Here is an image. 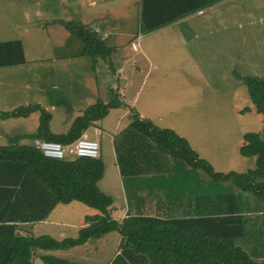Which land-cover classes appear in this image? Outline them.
<instances>
[{
    "label": "rangeland",
    "instance_id": "374dc122",
    "mask_svg": "<svg viewBox=\"0 0 264 264\" xmlns=\"http://www.w3.org/2000/svg\"><path fill=\"white\" fill-rule=\"evenodd\" d=\"M260 13L264 21V11ZM230 14L231 12H226L224 18L232 21ZM34 18L38 19L33 16ZM236 19L244 24L245 14L236 15ZM94 22H91V28H94ZM29 30L31 33L28 37L33 42L26 45L27 63L4 68L13 71L10 76L5 74L7 70L0 69V89L4 91L3 94L6 93L0 101V114L11 113L17 107L37 103L51 113V124L55 130H60L72 116L69 112L74 108L70 106L76 97L89 98L97 90L102 92L106 87L110 101L117 97L122 105L112 108L104 119L103 125H111L110 130L116 131L112 143L109 139L111 133L106 134L105 127L95 123L88 131L89 138L95 137L98 140L99 154H103L105 162L98 188L112 196L117 201L116 205L120 204L121 208H125L124 196L129 193V183L126 181L128 178L112 163L116 162L118 167H124L125 170L128 166L129 174L126 176H130L143 155L141 153H144L141 157L144 160L149 161L148 155L156 158L159 156L158 160L180 163L181 170L177 166L175 172L166 173L163 171V162L160 161L155 163L156 170L153 172L135 171V175L145 177L141 180L149 181V175H155L153 180H156L163 193L175 191L181 194L183 201L191 193L200 197L197 190L203 191L207 186L208 196L214 198L216 205L220 207L227 203L228 208L225 211L229 210L232 204L231 195L236 190L228 192L226 185H229L221 182L218 183L219 190L215 191L213 183L208 182L209 177L207 178L205 173L195 172L188 179L189 169L186 165L183 169L181 161L173 160L162 153L157 154L152 142L130 130V114L136 112L156 127L171 129L184 137L198 156L208 161L215 171L245 172L255 168L256 158L241 156L239 147L246 133L262 135L264 116L253 110L241 112L243 107L253 106L250 103L248 88L239 77L264 78L263 23L250 33L244 32L245 29L238 32L231 30L222 33L223 41L203 42L185 47L179 45L175 37L165 33L167 31L141 39L144 33L140 32L136 20L135 33L138 37L134 40L139 41L141 47L135 48L131 44L118 53L116 51L110 54L106 59L100 56L77 58L74 55L79 49L71 47L72 44H68V40L51 39L50 41L58 43L53 47L46 45V32L42 27L32 26ZM63 36L78 41L81 47L82 44L76 37L67 33ZM60 46L62 49H59ZM72 52L75 54L72 55ZM82 52L83 47L79 53ZM193 56L202 58L197 60V65L190 62ZM67 84L71 86L70 90L63 88ZM91 101L90 99L88 102L92 103ZM126 110L128 112L124 114ZM39 116L40 110L24 116H0V144H7L9 138L20 134L34 133ZM154 157L152 162L150 161L152 165ZM188 180L191 183V191L195 188L194 192L177 185L181 181L189 183ZM135 181L133 178L132 182ZM195 181L197 183L193 188ZM240 196L239 201L245 211H255L253 207H258L262 210L258 214L264 213V201L250 202L247 198L255 199L248 192H240ZM162 197L169 198L167 195ZM194 202L190 210L198 211V200L195 198ZM76 204L91 212L96 211L80 202L76 201ZM59 219L68 222L67 225L70 223L72 227L41 225L37 226L32 235L44 234L60 240L73 237L75 232H78L73 231L78 228L76 223L80 224L75 214L72 217L71 214L64 213ZM117 235V232H111L100 239H91L89 247L75 246L48 251L46 254L66 258L78 264H109L114 257L113 249L119 240ZM32 261L33 264H43L35 257Z\"/></svg>",
    "mask_w": 264,
    "mask_h": 264
},
{
    "label": "trees",
    "instance_id": "16d2710c",
    "mask_svg": "<svg viewBox=\"0 0 264 264\" xmlns=\"http://www.w3.org/2000/svg\"><path fill=\"white\" fill-rule=\"evenodd\" d=\"M210 1L197 0L194 6L181 14ZM176 16L150 21L144 18L141 11L140 30L147 33ZM59 23L81 41L82 55L106 58L111 54L112 49L93 29L74 20H60ZM24 62L20 41L0 42V67ZM239 78L246 84L253 106H245L241 112L253 110L264 116V78ZM120 105L122 102L117 97L107 103L98 99L72 121L65 133L52 132L51 113L37 103L0 114L3 117L24 116L40 110L34 133L17 135L9 138L8 144L0 145V264H33L32 259L37 250L52 251L80 246L89 239H98L111 232L121 235V241L119 252L109 264H264V259L252 256V249L260 245L261 237L248 239L246 222L254 217L248 213L251 210L245 211L239 201L240 192L251 193L254 202L264 201V128L262 135L246 133L239 147L241 156L256 158L255 168L245 172L222 173L200 158L188 141L175 131L158 128L136 112L130 114V130L152 142L159 154L181 161L183 169L185 165L188 167L189 177L195 172L205 173L214 188L222 182L229 185H226L228 192L236 191L232 195L228 194L232 197L228 211H225L227 203L216 207L214 198L207 193L206 197L200 195L208 207L198 215L190 212L173 217L163 210H158L155 215L137 211L129 212L120 221L110 213L112 197L102 192L97 185L105 168L100 154L94 158L68 156L55 159L45 157L32 144L35 138L72 143L103 119L109 109ZM120 169L124 174V167ZM196 183L193 182V185ZM71 201L96 210L95 214L85 217L88 224L81 227L75 236L57 240L49 235L20 233L19 224L41 221L56 204ZM246 203L250 204L249 201ZM41 261L43 264H78L51 254L42 255Z\"/></svg>",
    "mask_w": 264,
    "mask_h": 264
},
{
    "label": "crops",
    "instance_id": "0c3cea01",
    "mask_svg": "<svg viewBox=\"0 0 264 264\" xmlns=\"http://www.w3.org/2000/svg\"><path fill=\"white\" fill-rule=\"evenodd\" d=\"M198 1L200 2L202 0ZM196 3L197 0H0V17H3L0 18V42L9 40L20 41L25 57L24 63H27L26 45L27 43L33 42L28 37V35L31 33L29 28L32 26L42 27V30L46 32V45H51L54 47V45L58 43H54L50 40H59L63 38L65 40H68V44H72L71 47L75 46L77 49H79L76 54L72 52V55L75 54L74 56L77 58H80V56H86L79 53V51L83 47L82 43L80 47L78 41H75L71 37L67 36V38H65L63 36L64 33H67L70 36L72 35L59 23L60 20H74L81 23L86 28H91V22L95 21V26L91 29H93L98 35H100L104 43L112 49L111 54L115 53L116 51L118 53V51L125 49L127 46H131V44L132 47L135 48L141 47V45H139L140 42L138 41V43L134 40L136 37H138L135 33V22L136 20H138V27L140 29L139 22L141 11L142 15L144 14V18L149 19L150 21H155L156 19H159L158 21H161L166 17L178 15L175 19L162 24L159 28H156L147 33L142 32L144 34L141 35V39L145 36L147 38H150L152 36L160 34V32L167 31L165 33H168L169 35L175 37L179 42V45L182 44L185 47H192L198 43L203 42L213 43L216 42V40L223 41L222 33H226L231 30H235L238 32L242 31L243 29H245L244 32L250 33L254 31V28L256 26L261 25V23L264 24L263 17L260 13L264 11V0H211L210 2H206L205 5H202L195 10H191L189 12H184L183 14H181L182 11L194 6ZM226 12H231L230 15L232 17V21L226 20L224 18ZM243 13L245 14L246 18L244 24L236 19V15L239 14L240 16H242ZM33 16L37 17L38 19H33ZM32 21H34V23H32ZM59 49H62V47L60 46ZM200 59L202 58H199L198 56L196 58V56H193L190 62H192L194 65H197V60ZM108 61L110 62V59ZM7 67L9 66H2L0 67V69L7 70L5 71V74L7 76H10L13 74V71L4 69ZM63 88L66 90H70L71 86L67 84V86ZM107 92L108 91L105 87L102 92H99L97 90V92L92 94L89 98H85L82 96L76 97L72 106H70L74 108V110L69 112L72 116L68 118L69 120L63 126V128H59L60 130H55V127L51 124V119L50 127L52 132L65 133L69 129L72 121L77 116L83 114L86 108L95 103L98 99H101L105 103L109 102L110 97L107 95ZM3 93L4 91L0 89V101L6 96V93ZM90 99L93 101H91L92 103L88 102ZM111 109H109L108 114L103 119L97 121L96 123L101 125L102 127H105V132H107L106 134L111 133L109 139H111L112 143L114 141L112 139L113 137H115L116 131L112 132L110 130L111 125H103L104 119L109 115ZM127 112L128 110H126L124 114H126ZM89 129L86 131L87 134H89ZM95 129H98L100 131L99 128ZM92 139L97 140L95 137H93ZM153 149L155 150L154 147ZM141 154L144 155V153ZM157 154L159 153L157 152ZM100 155H102L101 157H103V154L100 153ZM143 155L140 156V160L137 162L134 170L131 171L130 176H126L127 173L129 174L128 166L126 170L124 169V175L128 178L126 181L129 183V193L124 196L125 208H121L120 204L119 206L116 205L117 201H115V199L111 196L113 202L110 207V213L113 218L120 221V219L122 220L123 218H126L130 214L129 212L137 211H143L145 213L155 215L157 214L156 212L158 210L166 211L168 212V216L173 217L190 212L193 215H198L208 207V205L202 201V196L195 197L191 194H188L187 198L183 201L180 198V193H177L175 191H165L166 193H163L160 186L157 184V182H155L156 180H153L155 175H149L151 179L149 181H144L145 177L143 175H135V171H141L142 173L153 172L154 170H156L155 163L160 161L163 162V171H166V173L169 172L171 174L175 172L174 170L177 166L180 169V163L178 164L171 160L168 162L166 160H158L157 158L159 156H157L156 158L153 155H148L147 158L149 161H147L141 158L143 157ZM153 157L155 160L152 165L151 160ZM112 165L114 167H117L119 172L121 171L116 162H113ZM142 177H144L143 180H141ZM133 178L136 179L135 182H132ZM188 182L189 183H185L181 181L178 182L177 185L181 188L189 189V191H191L189 187L191 183L189 180ZM184 184H186L187 186L183 187L182 185ZM194 186L195 185H193V188ZM215 189V191L219 190L218 184L217 186H215ZM194 190L191 192H194ZM197 191L199 195L203 194V196L206 197L208 188L206 186L203 191L202 189H199ZM164 195H167L169 198L164 199L165 197H162ZM249 196L251 195L249 194ZM195 198L198 200V203L196 202L199 207L198 211L190 210L195 203ZM247 200H250V202L254 201L252 198H247ZM162 206H164V208H162ZM188 207L190 211L188 210ZM253 208H255L256 210L248 212L252 213L251 215L254 218L248 219L246 222V235H248L249 240H251L253 237H261L259 240L260 245L257 248L252 249V256L257 258L261 257L259 259H264V213L258 214L262 210H260L258 207ZM64 213L71 214L72 217L75 214L77 221L80 220V224L76 223V225H78L76 227L78 228L76 230L73 229V231H78L81 227L88 224L85 221V217L95 214L96 211L91 212L89 209L80 207V205L76 204V201H71L64 205L62 203H59L56 204V206L43 220L31 224H19V231L22 235H32V232L37 228V226L41 225L45 226L52 224L54 226L65 225L67 227H72L70 226V223L67 225L68 222L59 219L63 216ZM121 216H123V218ZM75 233L77 234V232ZM76 234H74V236ZM39 235L44 234H38L37 236ZM117 237H119V240H117L118 243L113 249V256H115L119 252L121 235L118 234ZM90 240L91 239L80 246L89 247V243L91 242ZM250 242L252 241H249V243ZM47 252L48 251L37 250L34 253L33 258L35 257L41 260V256L46 254ZM32 263L34 262L32 261Z\"/></svg>",
    "mask_w": 264,
    "mask_h": 264
},
{
    "label": "built area",
    "instance_id": "2783aa9c",
    "mask_svg": "<svg viewBox=\"0 0 264 264\" xmlns=\"http://www.w3.org/2000/svg\"><path fill=\"white\" fill-rule=\"evenodd\" d=\"M32 144L45 157L55 159H62L68 156L94 158L99 155V142L89 138L87 132H83L78 139L69 144L39 138L33 139Z\"/></svg>",
    "mask_w": 264,
    "mask_h": 264
}]
</instances>
